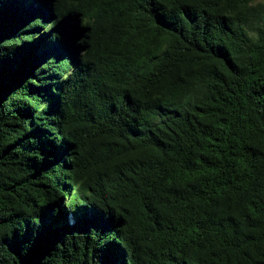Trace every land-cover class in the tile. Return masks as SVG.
Here are the masks:
<instances>
[{
    "label": "trees",
    "instance_id": "trees-1",
    "mask_svg": "<svg viewBox=\"0 0 264 264\" xmlns=\"http://www.w3.org/2000/svg\"><path fill=\"white\" fill-rule=\"evenodd\" d=\"M0 264H264V0H0Z\"/></svg>",
    "mask_w": 264,
    "mask_h": 264
}]
</instances>
